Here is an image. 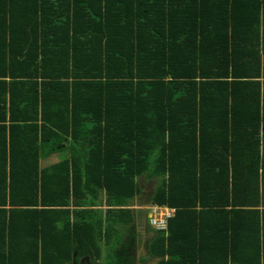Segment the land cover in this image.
<instances>
[{
    "label": "trees",
    "instance_id": "1",
    "mask_svg": "<svg viewBox=\"0 0 264 264\" xmlns=\"http://www.w3.org/2000/svg\"><path fill=\"white\" fill-rule=\"evenodd\" d=\"M143 175L159 264H264V0H0V264H124Z\"/></svg>",
    "mask_w": 264,
    "mask_h": 264
},
{
    "label": "flooded vegetation",
    "instance_id": "2",
    "mask_svg": "<svg viewBox=\"0 0 264 264\" xmlns=\"http://www.w3.org/2000/svg\"><path fill=\"white\" fill-rule=\"evenodd\" d=\"M139 202L137 213L131 208H126L131 210L133 220L126 225L120 226L118 243L116 245L114 244L116 241H112L109 248L111 253L116 249V253L123 259L124 264H149L154 257H158L153 255L151 247L153 241L159 236V232L151 224V213L156 203L151 197L142 196ZM102 258L93 261L90 256L74 257L67 264H102Z\"/></svg>",
    "mask_w": 264,
    "mask_h": 264
},
{
    "label": "crops",
    "instance_id": "3",
    "mask_svg": "<svg viewBox=\"0 0 264 264\" xmlns=\"http://www.w3.org/2000/svg\"><path fill=\"white\" fill-rule=\"evenodd\" d=\"M246 6V5H245ZM245 6H242L241 8H240V12L242 13V14H244V10H245ZM154 179V177H150V176H148V175H143V176H141L140 177V181H141V183L143 184L144 183V185H146V186H143L142 184H141V186H140V190H139V192L135 195V197L133 198V201H132V203H131V206H130V208L133 210H135L134 212L135 213H137V209L139 208V199L141 198V196L142 197H151L152 195V192H153V190H154V186H150V185H148V184H146V183H148V182H150V181H152ZM147 186H149V188L147 187ZM152 187H153V189H152ZM156 191V190H155ZM136 215V214H135Z\"/></svg>",
    "mask_w": 264,
    "mask_h": 264
},
{
    "label": "built area",
    "instance_id": "4",
    "mask_svg": "<svg viewBox=\"0 0 264 264\" xmlns=\"http://www.w3.org/2000/svg\"><path fill=\"white\" fill-rule=\"evenodd\" d=\"M173 213V210L162 211L158 207L154 208L151 213V224L158 230H164L167 228L168 218Z\"/></svg>",
    "mask_w": 264,
    "mask_h": 264
},
{
    "label": "rangeland",
    "instance_id": "5",
    "mask_svg": "<svg viewBox=\"0 0 264 264\" xmlns=\"http://www.w3.org/2000/svg\"><path fill=\"white\" fill-rule=\"evenodd\" d=\"M58 153H60V154H55V155H53V156H51V157L49 158V159H51V161H50L51 163H55V162H57V161H59V160L65 158V157H67L68 154H70V151H69L68 148H66V150L61 151V152H58ZM146 184H150V182H148V183H146ZM105 208H106V207H105ZM115 250H116V249H115ZM115 250H113L112 254L108 255V256H109L108 260H109L110 262L113 261V262L120 263V261H121L122 258H120V256L116 253Z\"/></svg>",
    "mask_w": 264,
    "mask_h": 264
},
{
    "label": "water",
    "instance_id": "6",
    "mask_svg": "<svg viewBox=\"0 0 264 264\" xmlns=\"http://www.w3.org/2000/svg\"><path fill=\"white\" fill-rule=\"evenodd\" d=\"M137 181L139 182V184H140V186H141V181H140V177L139 178H137ZM160 181V179L159 178H156V177H154V179L152 180V181H150V184H148V185H150V186H154V190H153V192H152V196H154V194H155V190L157 189V187H158V184L160 183L159 182ZM143 186H146V185H144V183L142 184ZM148 188H149V186H147ZM152 189H153V187H152ZM151 196V197H152ZM125 208H130V206H128V207H125ZM134 210V209H133ZM162 257H154L153 258V260H152V262L151 263H149V264H159V262L160 261H162Z\"/></svg>",
    "mask_w": 264,
    "mask_h": 264
},
{
    "label": "clouds",
    "instance_id": "7",
    "mask_svg": "<svg viewBox=\"0 0 264 264\" xmlns=\"http://www.w3.org/2000/svg\"><path fill=\"white\" fill-rule=\"evenodd\" d=\"M156 207H158V208H159L160 210H162V211L173 210V213H174L175 210H176V209H174V208H170V207H167V206H161V205L154 204V208H156ZM173 213H172V214H173ZM172 214H171V216H172ZM171 216H170V217H171ZM170 217H169V218H170ZM169 218H168V219H169ZM167 225H168V222H167ZM155 229H156L157 231H160V230H158L156 227H155ZM164 230H166V229H164Z\"/></svg>",
    "mask_w": 264,
    "mask_h": 264
}]
</instances>
